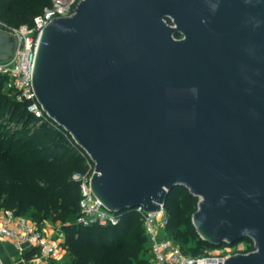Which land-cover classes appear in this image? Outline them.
<instances>
[{
  "label": "water",
  "instance_id": "water-1",
  "mask_svg": "<svg viewBox=\"0 0 264 264\" xmlns=\"http://www.w3.org/2000/svg\"><path fill=\"white\" fill-rule=\"evenodd\" d=\"M32 82L109 211L184 187L202 240L254 243L217 264H264V0H82L43 30Z\"/></svg>",
  "mask_w": 264,
  "mask_h": 264
},
{
  "label": "trees",
  "instance_id": "trees-1",
  "mask_svg": "<svg viewBox=\"0 0 264 264\" xmlns=\"http://www.w3.org/2000/svg\"><path fill=\"white\" fill-rule=\"evenodd\" d=\"M51 3L0 0V27L10 31L32 26ZM6 82L7 77L0 75V210L14 211L38 224H60L71 264H152L149 239L135 210L120 213L117 225L84 226L77 222L81 187L73 176L88 170L83 149L55 121L31 113L29 102L7 95ZM199 201L188 189L178 186L168 193L164 205L167 237L185 245L194 243L187 251L194 258L205 248H218L202 240L193 224ZM243 241L249 244L245 254L255 250L252 240ZM35 254L39 250L25 257L30 259Z\"/></svg>",
  "mask_w": 264,
  "mask_h": 264
},
{
  "label": "built area",
  "instance_id": "built-area-1",
  "mask_svg": "<svg viewBox=\"0 0 264 264\" xmlns=\"http://www.w3.org/2000/svg\"><path fill=\"white\" fill-rule=\"evenodd\" d=\"M81 1L52 0L51 5L35 18L32 26L23 25L8 31L15 38L16 46L8 59L0 60V75L7 77L4 91L18 102H29V111L39 119L48 118L38 100L32 82L33 66L40 36L54 19L72 16ZM72 139L78 145L73 136ZM83 151L88 170L84 174L76 173L73 176V179L79 182L81 187L80 216L77 222L84 226L117 225L121 218L120 213L109 211L93 193L92 179L96 172V164L87 151L84 149ZM133 210L142 219L145 234L150 243L152 264H193L195 261L201 264H217L223 263L232 256L220 254L200 258L186 256L182 249L165 233L168 223L165 206H162L159 212H147L144 206H138ZM45 225L46 223L38 224L30 218L18 216L14 211L0 210V239L13 241L20 250L36 248L39 250L40 258L50 264L62 257L60 255L62 244H59L58 239L64 240L65 237L60 226L59 229H56L57 238H52ZM237 254L241 253L234 255ZM0 264H6L1 254Z\"/></svg>",
  "mask_w": 264,
  "mask_h": 264
},
{
  "label": "crops",
  "instance_id": "crops-1",
  "mask_svg": "<svg viewBox=\"0 0 264 264\" xmlns=\"http://www.w3.org/2000/svg\"><path fill=\"white\" fill-rule=\"evenodd\" d=\"M47 231L52 238H57L56 229L60 228V224L46 222ZM52 230H55L53 233ZM59 244H62L60 255L62 256L58 261L50 264H71L72 256L67 248L64 246V240L58 239ZM36 248H26L20 250L13 241L0 239V254L4 258L6 264H47L39 256L35 254L32 258L28 259L25 255L34 251ZM38 250V249H37Z\"/></svg>",
  "mask_w": 264,
  "mask_h": 264
},
{
  "label": "rangeland",
  "instance_id": "rangeland-1",
  "mask_svg": "<svg viewBox=\"0 0 264 264\" xmlns=\"http://www.w3.org/2000/svg\"><path fill=\"white\" fill-rule=\"evenodd\" d=\"M0 31L6 32L10 35V37L13 39V42L8 43V47L13 46L12 48L15 49V46H16L15 38L8 31L3 30L2 27H0ZM52 232L54 233L55 230H52ZM171 240L184 251L186 256L190 255L187 251L190 247H193L194 243H191L189 245H185L179 240H176V239H171ZM248 246H249V244L247 242L241 241V242L235 244L234 246H229V247L224 246V247H218V248H205V249H203V252L195 258L207 257V256H216L219 254L224 255V256L234 255L236 253L245 254L244 251L247 249Z\"/></svg>",
  "mask_w": 264,
  "mask_h": 264
}]
</instances>
